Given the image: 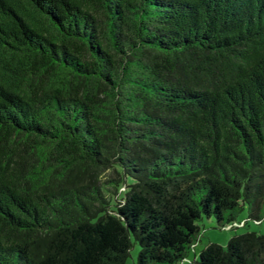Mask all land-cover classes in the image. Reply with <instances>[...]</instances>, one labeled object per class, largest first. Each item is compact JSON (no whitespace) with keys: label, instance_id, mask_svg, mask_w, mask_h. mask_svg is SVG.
I'll use <instances>...</instances> for the list:
<instances>
[{"label":"trees","instance_id":"16d2710c","mask_svg":"<svg viewBox=\"0 0 264 264\" xmlns=\"http://www.w3.org/2000/svg\"><path fill=\"white\" fill-rule=\"evenodd\" d=\"M110 170V173L106 174ZM264 0H0V264H264Z\"/></svg>","mask_w":264,"mask_h":264},{"label":"rangeland","instance_id":"374dc122","mask_svg":"<svg viewBox=\"0 0 264 264\" xmlns=\"http://www.w3.org/2000/svg\"><path fill=\"white\" fill-rule=\"evenodd\" d=\"M110 173V170L106 174ZM248 218L247 208L240 211L237 215L238 222L236 227L230 228L228 226L221 227L215 221L214 217H204L199 219L198 222L201 227V233L198 235L197 240L194 245L189 249L187 257L184 259V262H189L195 257H198L202 248H204L209 242L213 241L215 243H220L222 245H227L229 238L232 235L237 233L256 230L257 232L264 233V219L262 221H257L253 218H250L244 224V220ZM140 244L136 242L130 250V256L127 260L128 264H135V261L138 259ZM182 261L175 262L174 264H181Z\"/></svg>","mask_w":264,"mask_h":264},{"label":"built area","instance_id":"2783aa9c","mask_svg":"<svg viewBox=\"0 0 264 264\" xmlns=\"http://www.w3.org/2000/svg\"><path fill=\"white\" fill-rule=\"evenodd\" d=\"M228 227H230V226H228Z\"/></svg>","mask_w":264,"mask_h":264}]
</instances>
